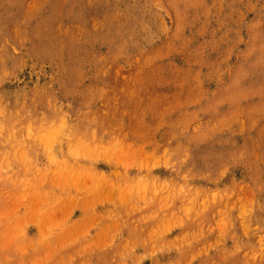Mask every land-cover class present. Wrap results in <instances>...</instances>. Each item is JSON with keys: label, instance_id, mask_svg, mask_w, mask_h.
<instances>
[{"label": "rangeland", "instance_id": "1", "mask_svg": "<svg viewBox=\"0 0 264 264\" xmlns=\"http://www.w3.org/2000/svg\"><path fill=\"white\" fill-rule=\"evenodd\" d=\"M0 264H264V0H0Z\"/></svg>", "mask_w": 264, "mask_h": 264}]
</instances>
